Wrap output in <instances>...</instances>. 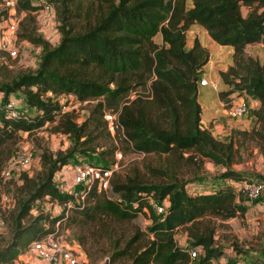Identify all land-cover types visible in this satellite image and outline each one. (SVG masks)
Returning a JSON list of instances; mask_svg holds the SVG:
<instances>
[{"label": "trees", "instance_id": "16d2710c", "mask_svg": "<svg viewBox=\"0 0 264 264\" xmlns=\"http://www.w3.org/2000/svg\"><path fill=\"white\" fill-rule=\"evenodd\" d=\"M44 5L53 8L58 24L60 41L55 47L36 33V15ZM242 7L249 8L245 17ZM15 13L24 15L17 40L40 47L41 55L35 72L0 87V175L16 155L21 133L31 136L49 125L52 134L68 136L73 145L56 155L42 152L40 169L31 176L21 175L16 188L18 212L11 239L0 249V264H14L31 244L49 234L59 236L68 228L80 233L96 227L103 231V219L129 222L139 215L151 222L147 238L135 232L122 251L112 254L111 263L129 256L128 264H238L246 254L236 249V258L220 263L225 249L215 241L216 221L243 219L248 210L226 182L250 177L264 181V177L231 168L241 141L238 145L233 137L219 141L201 128L200 71L209 53L196 38L188 48L186 34L197 25L216 44L232 49V65L220 73L228 90L218 96L226 107L236 93L258 101L259 107L252 112L254 127L236 134L264 147V59L258 61L245 52L254 44L264 48V0H17ZM158 34L160 45L154 42ZM147 86L146 96L129 98ZM20 92L24 106L16 104L18 116L8 118L5 106ZM66 96L92 105L82 124L76 123L73 112L64 111L70 100L62 102L59 97ZM107 112L115 116L118 136L128 150L167 157L159 171L167 183L145 184L138 178L112 176L107 193L93 188L83 192V201L74 195L81 188L72 194L60 192L55 177L64 166L76 162L75 157H87L103 169L114 163L104 156H113L117 148L97 155L92 148L103 146L97 141L111 140ZM205 162L224 172L213 191L191 194L178 171L187 168L196 176ZM109 193L114 197H107ZM44 199L60 207V212H39L42 207L35 203ZM150 200H167L166 213L158 215ZM33 209H38L35 217ZM179 229L188 238L186 247L175 239ZM108 238L112 240L110 234ZM77 239L85 247L82 238ZM191 249L201 252L195 260L190 258ZM244 264H264V249Z\"/></svg>", "mask_w": 264, "mask_h": 264}, {"label": "rangeland", "instance_id": "374dc122", "mask_svg": "<svg viewBox=\"0 0 264 264\" xmlns=\"http://www.w3.org/2000/svg\"><path fill=\"white\" fill-rule=\"evenodd\" d=\"M3 0H0V87L12 84L22 74L32 73L38 67L40 59V47L30 44L26 41L17 40L16 35L20 29V23L23 19L21 15H11V20H17L19 26L13 35H6L5 26L7 25L6 19L8 17L7 12L3 9ZM41 10V9H40ZM39 10V11H40ZM53 11V10H52ZM241 12L243 16H246L249 12V8L242 7ZM40 14L37 12V15ZM36 15V17H37ZM44 15V14H42ZM46 16L48 20H37L36 18V33L47 41L52 47L58 45L60 41V34L58 31V24L55 18L54 12H51L49 16ZM2 19V20H1ZM47 22V24H45ZM51 27L50 30L44 26L48 25ZM6 35V36H5ZM206 36L205 30L200 28H193V33L187 34L186 41L187 47L189 48L194 38H202ZM156 44H161L160 34L154 38ZM209 47L212 53L210 58L214 63L213 72L220 77V73H224L232 65L231 53L228 49L221 48L217 45ZM246 54L250 57L262 61L264 59V48L259 44H254L246 47ZM207 80V79H205ZM221 80V78H220ZM208 81V80H207ZM222 82V81H220ZM217 84V88L213 89L208 86L214 92L219 93L223 87ZM223 84V83H222ZM224 85V84H223ZM228 89L227 86L224 85ZM226 89V90H227ZM148 86L144 89H138L133 92L129 98L133 99L137 94L146 96L148 94ZM22 96L21 92L16 93L10 98L14 100L19 107H23L24 104L20 99ZM240 97V98H239ZM2 96L0 95V100ZM237 100L243 98L247 105L246 113L239 119L231 118L227 115V109L224 106L221 116L223 119H214L209 117L205 118L206 113L201 116L203 124L201 127L208 130L211 135L223 142L228 141V137H233L235 143L238 145V141L242 142L243 145L239 148L238 159L234 165L233 170L245 172L247 174H254L257 176L264 177V147H260L256 142L250 140H243L236 133L242 131H250L255 125V118L252 112L254 106H252L253 100L247 98L244 93L234 94L230 96V99ZM63 101L70 100L68 106L64 107V111L73 112L75 121L77 124H82L88 117L92 105L79 103L73 100L72 96H66L65 98L59 97ZM113 118V129L112 131L108 128L111 134L110 141H97L102 144V147H95V155L105 152L108 148H117L118 151L113 156H104L105 160L109 163L118 162V167L113 173L112 178L126 179V178H138L145 184H162L167 183L168 178L164 175H160L159 171L163 170L165 164H167V157L158 155H140L128 150L123 143L120 141V134L115 128L114 115L106 113ZM223 124L225 125L222 128ZM227 124V125H226ZM219 126L220 129L216 127ZM220 130V131H219ZM225 130V136L220 132ZM119 134V136H118ZM21 139L17 143L16 155L9 160V162L3 167L0 175V249L5 247L11 239V226L14 216L17 214V202L18 196L16 194L17 186L21 185V175L28 174L34 175L39 169V156L42 152L48 151L52 155L58 153H64L72 147L73 141L64 135L52 134L49 129V125L34 132L31 136L25 133L20 134ZM120 153L121 158L117 161L116 154ZM25 154L30 155V164L26 167H19L16 165L17 160ZM94 155V157H95ZM76 161H82L83 163H92L93 161L87 157H75ZM95 164L96 163H92ZM10 167L11 176L4 177V169ZM71 166H64L63 169L57 173L55 178V184L58 186L60 192L65 190L75 189L72 182V174L70 172ZM190 170L183 168L178 171L179 179L186 181L189 186V192L196 193L203 191L204 189L212 190L214 186H217V179L219 175L224 172V169L220 166H214L209 162H205L204 167L200 172L193 176L188 173ZM62 172L68 173V177L64 178ZM183 174V175H182ZM63 176V177H62ZM255 181H260L264 185V181L250 177ZM193 180V181H191ZM192 188H195L193 191ZM213 191V190H212ZM107 197H114L111 193L107 194ZM242 203L248 207V210L243 219H231L226 222L216 221V243L224 247L225 252L219 262H225L226 258H236L237 250H241L244 257L239 258L240 262H247L248 257L253 254L259 253L264 249V188L260 198L255 201H247L241 197ZM154 201H150V204ZM36 206H41L42 209L39 212L48 213L50 215H56L60 212V207L48 202L46 199L35 203ZM32 217L38 215V209H33L31 212ZM151 222L146 215H139L135 219L129 222H117L113 220L103 219V231H99L96 227L92 232L91 229L80 233L78 230L68 228L59 232V237L65 242L66 246L74 251L80 259L86 260L89 264H128L130 262L129 256L118 259L116 262L111 263V256L114 252L122 251L126 242L133 237L135 232H140L147 235V228ZM58 226V225H57ZM105 230H108L105 233ZM108 234L111 235L112 240L108 238ZM78 236V237H77ZM81 237L86 243L85 247L78 243V239ZM147 236L145 237V239ZM175 239L179 246H187L188 238L185 235L183 229L176 231ZM138 244H141L138 243ZM137 246V245H136ZM201 252H199L200 254ZM37 261L35 253L33 251V244L29 249L25 250L24 253L18 258L14 264H35ZM40 261V260H38Z\"/></svg>", "mask_w": 264, "mask_h": 264}, {"label": "built area", "instance_id": "2783aa9c", "mask_svg": "<svg viewBox=\"0 0 264 264\" xmlns=\"http://www.w3.org/2000/svg\"><path fill=\"white\" fill-rule=\"evenodd\" d=\"M16 2L17 0H3V9L8 14V17L6 19H3L6 20L4 22L7 23V25L5 26L6 35L15 34L18 28L17 20L10 21L11 15L13 13L14 15L16 14ZM52 10L53 8L51 6L44 5L40 12L44 15L49 16L51 12H54ZM199 86H210L213 89L217 88L216 82L207 81L205 79H201ZM5 107L7 109L8 118H16L18 116L19 112L16 110V103L13 99L9 100ZM226 109L227 115L229 117L239 119L246 113L247 105L243 98L237 100H233L231 98ZM105 120L108 124V128L112 131L113 118L110 115H106ZM120 158V153L116 154V160L118 161ZM30 161V155L25 154L17 160L16 165H18L19 167H26L30 164ZM70 166L73 185L75 188H81L82 190V192H75L74 195H80V199L81 201H83V192L90 191L93 188H95L98 193H107L109 191L110 180L113 172L118 167V162L113 163L108 169H103L90 163H83L82 161H76ZM3 176L7 178L11 176L10 167L4 169ZM263 188V183L252 179H246L237 183L238 194L249 202L255 201L260 198ZM73 190H65L64 192L72 194ZM151 206L154 208V211L158 215H164L166 213L167 200H164L161 203L156 202L154 204L152 202ZM66 208H70V204L67 205ZM33 251L36 257L45 264H89L86 260L80 259L77 254L69 249L66 246L65 242L55 234H49L42 241L33 243ZM189 255L191 260H195L199 255V250L191 249L189 251Z\"/></svg>", "mask_w": 264, "mask_h": 264}, {"label": "crops", "instance_id": "0c3cea01", "mask_svg": "<svg viewBox=\"0 0 264 264\" xmlns=\"http://www.w3.org/2000/svg\"><path fill=\"white\" fill-rule=\"evenodd\" d=\"M38 12L40 14L37 15V17H36L37 20H48V18H46V16L42 15V13L40 11H38ZM45 24H47V22ZM44 27L45 28H48L49 30L51 28L49 26V24L46 25V26H44ZM193 28H200V26H197V25L192 26L190 28V30L187 32V34L193 33ZM187 34H186V36H187ZM205 34H206V36H202L201 39L200 38H196L200 42L201 46L204 47L208 51V53H209L208 63L201 69V71H200V78L201 79H207L208 81H213V82L219 83V86L221 85V87H223V89L221 91H226L227 88H225L224 85L222 84V82H220L221 81L220 80V77L217 76L215 72H213L214 70L212 68H213V65H214L213 63L214 62L210 59V58H212V53L209 50V47H212L213 46V45H210V43H212V44L217 45V46H219L221 48L228 49L229 50V53H231V55H232V49L230 47H223V46H220V45L216 44L214 41H212L210 39V37L208 36V34H207L206 31H205ZM191 46H192V44H191ZM198 93H199L198 103L200 104L201 109H202L201 116H203V114L206 113L205 118L209 117L211 119H214L213 123L216 122L215 119H217V120L219 118L223 119V117L221 116V112L223 111V107L225 106V104L219 99L218 93L217 92H214L213 90H211L208 86H206V87H200ZM252 106H254V109H257L259 107L258 101L253 100ZM202 122H203V120L201 118L200 126H201V124H203ZM224 126L225 125L223 124V126H222L221 129H223ZM202 129H204V128H202ZM216 129H217V132H218V129H220V127L217 126ZM220 133L223 136H225L226 131L225 130H222ZM228 138L230 139V137H228ZM62 175L64 176V178H66V177H68L67 175H69V174L68 173H65V172H62ZM226 183L228 185L232 186L236 190V192H237V183H238V181H233L232 180V181H227ZM215 188H216V186H214V188L212 190H214ZM192 190L194 191L195 188H192ZM211 191L208 190V189H204L203 191L196 192V193H210ZM182 247H185V246H182ZM20 257L21 256H19L18 258H20ZM35 257H36V255H35ZM38 260L39 259L37 258V261H35L34 263L35 264H45L41 260L40 261H38ZM220 263H222V262H220ZM238 264H244V262H240L239 261Z\"/></svg>", "mask_w": 264, "mask_h": 264}]
</instances>
